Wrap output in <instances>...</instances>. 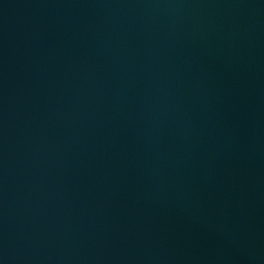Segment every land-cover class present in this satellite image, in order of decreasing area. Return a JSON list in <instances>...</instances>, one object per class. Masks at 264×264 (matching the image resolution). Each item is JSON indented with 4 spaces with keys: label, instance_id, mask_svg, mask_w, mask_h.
<instances>
[{
    "label": "water",
    "instance_id": "1",
    "mask_svg": "<svg viewBox=\"0 0 264 264\" xmlns=\"http://www.w3.org/2000/svg\"><path fill=\"white\" fill-rule=\"evenodd\" d=\"M0 264H264V0H0Z\"/></svg>",
    "mask_w": 264,
    "mask_h": 264
}]
</instances>
